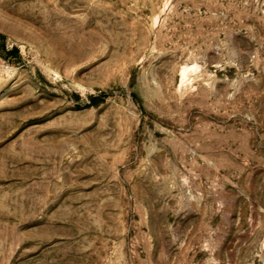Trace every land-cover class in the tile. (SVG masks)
I'll use <instances>...</instances> for the list:
<instances>
[{"label":"rangeland","instance_id":"1","mask_svg":"<svg viewBox=\"0 0 264 264\" xmlns=\"http://www.w3.org/2000/svg\"><path fill=\"white\" fill-rule=\"evenodd\" d=\"M0 264H264V0H0Z\"/></svg>","mask_w":264,"mask_h":264},{"label":"trees","instance_id":"2","mask_svg":"<svg viewBox=\"0 0 264 264\" xmlns=\"http://www.w3.org/2000/svg\"><path fill=\"white\" fill-rule=\"evenodd\" d=\"M10 52H16V49H12V50H10ZM92 102H94V104L96 103L95 98H92Z\"/></svg>","mask_w":264,"mask_h":264},{"label":"bare ground","instance_id":"3","mask_svg":"<svg viewBox=\"0 0 264 264\" xmlns=\"http://www.w3.org/2000/svg\"><path fill=\"white\" fill-rule=\"evenodd\" d=\"M182 75H183V72H182Z\"/></svg>","mask_w":264,"mask_h":264}]
</instances>
